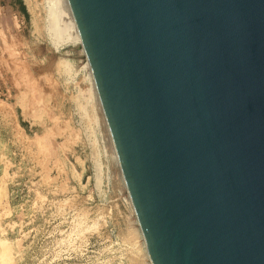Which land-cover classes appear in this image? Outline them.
I'll return each mask as SVG.
<instances>
[{
	"label": "water",
	"instance_id": "obj_1",
	"mask_svg": "<svg viewBox=\"0 0 264 264\" xmlns=\"http://www.w3.org/2000/svg\"><path fill=\"white\" fill-rule=\"evenodd\" d=\"M152 264H264V0H69Z\"/></svg>",
	"mask_w": 264,
	"mask_h": 264
},
{
	"label": "rangeland",
	"instance_id": "obj_2",
	"mask_svg": "<svg viewBox=\"0 0 264 264\" xmlns=\"http://www.w3.org/2000/svg\"><path fill=\"white\" fill-rule=\"evenodd\" d=\"M50 1L0 0V264H150L81 47L50 36Z\"/></svg>",
	"mask_w": 264,
	"mask_h": 264
},
{
	"label": "bare ground",
	"instance_id": "obj_3",
	"mask_svg": "<svg viewBox=\"0 0 264 264\" xmlns=\"http://www.w3.org/2000/svg\"><path fill=\"white\" fill-rule=\"evenodd\" d=\"M50 2H51V4L48 7V11L50 10L49 11V17H47V18H49V30L52 33L50 36H53V38H55L57 40H61V38H62V41H63L64 37H66V39L70 38V40L72 39V40H74V42H76V43H78L80 45L81 51H82V54H83V64H82L83 66L82 67H84L87 70L88 79L90 80L89 82H90V85H91L89 94L92 95V96L93 95L97 96V98L100 101L101 108H102V110L104 112L103 104H102V101H101V98H100V95H99V92H98V88H97V85H96V82H95V79H94V76H93V73H92L90 61H89V59L87 57V53H86L85 48L83 46V40H82L78 25L76 23L75 16H74L73 10L71 8L70 2H69V0H51ZM47 16H48V14H47ZM47 27H48V25H47ZM57 40H55V41H57ZM57 42H55V43H57ZM63 65L65 67L64 69H65V72H66L67 71L66 69H68L69 64L66 61V62L63 63ZM104 115H105V112H104ZM105 122H106L107 128H108L109 133H110L109 136H110V144H111L112 153H113V155L115 157V161L117 162L118 166L120 167L121 175H122L123 181H124V185H125V188H126V191H127L128 195H129V191H128V187L126 185V181H125L124 173H123V170H122V167H121L119 155H118V152H117V149H116V145H115L112 133L110 131V127L108 125L106 116H105ZM90 133H91V131H90ZM99 183H101V182L99 181ZM129 199H130L131 205L133 207V211H134L136 219H137V224H138V227H139L143 248H144L145 254H146L145 256H147L148 260H150V257L148 255V251H147V247H146V242H145V239H144V235L142 233V230H141V227H140V223H139L136 211L134 209V206L132 204L130 195H129ZM150 264H152L151 260H150Z\"/></svg>",
	"mask_w": 264,
	"mask_h": 264
}]
</instances>
